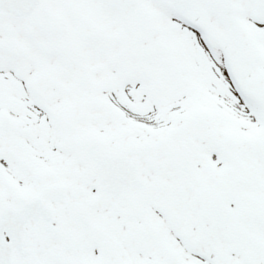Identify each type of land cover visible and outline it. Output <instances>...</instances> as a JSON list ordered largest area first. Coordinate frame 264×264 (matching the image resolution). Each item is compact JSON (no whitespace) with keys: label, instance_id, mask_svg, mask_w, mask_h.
Returning a JSON list of instances; mask_svg holds the SVG:
<instances>
[{"label":"snow or ice","instance_id":"snow-or-ice-1","mask_svg":"<svg viewBox=\"0 0 264 264\" xmlns=\"http://www.w3.org/2000/svg\"><path fill=\"white\" fill-rule=\"evenodd\" d=\"M0 264H264V0H0Z\"/></svg>","mask_w":264,"mask_h":264}]
</instances>
